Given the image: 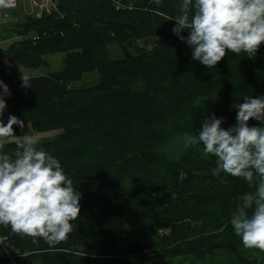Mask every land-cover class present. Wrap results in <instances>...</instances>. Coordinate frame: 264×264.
Segmentation results:
<instances>
[{
  "label": "trees",
  "instance_id": "obj_1",
  "mask_svg": "<svg viewBox=\"0 0 264 264\" xmlns=\"http://www.w3.org/2000/svg\"><path fill=\"white\" fill-rule=\"evenodd\" d=\"M53 1L41 12L31 7L35 14L20 15L21 5L11 10L20 19L8 28L15 38L0 47V79L11 89L4 120L12 114L36 131L60 130L37 147L60 160L81 193V210L73 232L55 245L0 225L15 262L0 256V264H165L218 250L234 254V264H264L241 253L230 225L254 186L212 175L216 158L183 143L207 114L224 117L227 128L236 102L264 95V44L253 57L229 52L208 68L191 60L172 32L175 21L166 19L179 14V0ZM146 37L154 38L152 49L137 46ZM109 43L124 57L111 59ZM56 52L64 53L60 70L28 77L30 86L21 87L15 66L46 65L43 56ZM94 70L97 84H75ZM0 145L9 155L17 151L12 139Z\"/></svg>",
  "mask_w": 264,
  "mask_h": 264
},
{
  "label": "clouds",
  "instance_id": "obj_2",
  "mask_svg": "<svg viewBox=\"0 0 264 264\" xmlns=\"http://www.w3.org/2000/svg\"><path fill=\"white\" fill-rule=\"evenodd\" d=\"M13 6L14 0H0V8ZM166 19L175 21L172 32L191 49V60L208 68L229 52L253 57L264 44V0H179V14ZM29 86L22 75L21 87ZM10 95L0 79V139H13L17 146L13 156L0 145V225L55 245L73 232L81 193L60 160L37 147V139H14L13 125L22 121L12 114L4 120ZM232 107L234 124L225 128L224 117L207 114L198 132L185 133L183 143L185 148L202 145L203 156L216 158L212 175L242 177L254 186V192L240 197L230 225L245 248L264 251V95L245 96Z\"/></svg>",
  "mask_w": 264,
  "mask_h": 264
},
{
  "label": "rangeland",
  "instance_id": "obj_3",
  "mask_svg": "<svg viewBox=\"0 0 264 264\" xmlns=\"http://www.w3.org/2000/svg\"><path fill=\"white\" fill-rule=\"evenodd\" d=\"M18 5H21L23 7V10L19 7L16 9L20 15L22 13L35 14L33 9H37L38 11L40 8V10L44 11L52 7L50 1L42 2V7L39 6L35 7L31 5L29 0H21L19 1ZM4 10L6 9L4 8ZM15 18L17 21L20 19V16L18 15L16 16V14L14 15L12 14L11 16V11H10L9 16L5 17V19L3 18L0 19V30H2L4 23H5V27H7V29L1 33V37H2L0 38L1 48H5L8 44V41L11 39L10 38L11 31L8 28L12 27L13 23L15 22ZM154 43H155L154 38L146 37V38H138L136 40L137 46L145 49H152ZM128 50L133 54L135 53V49L133 47L128 48ZM107 51L111 59H120L123 58L125 55L123 48L120 47L117 43H109L107 45ZM43 57L47 61L46 65H40L35 68H26L21 65H16L15 72L19 74L21 77L22 75L31 77V76L42 75L48 72L60 70L62 66V58L64 57L63 52L47 54L44 55ZM98 81H99V73L97 70H94L92 72L84 73L81 79L76 81L75 84L77 86L90 87L97 84ZM19 127L21 134L15 137L14 139L23 140L26 138H35L38 140V144L42 143L43 141L54 138L60 132V130L36 131L32 128L31 124L28 122L22 123V126L20 125ZM241 253L250 258L260 257V256L264 257V251L256 248H245L243 246L241 247ZM234 263H236L235 255L225 250H218L212 256H207L206 258L201 260L194 259L190 255H184V256L170 257L167 258L165 261V264H234Z\"/></svg>",
  "mask_w": 264,
  "mask_h": 264
},
{
  "label": "built area",
  "instance_id": "obj_4",
  "mask_svg": "<svg viewBox=\"0 0 264 264\" xmlns=\"http://www.w3.org/2000/svg\"><path fill=\"white\" fill-rule=\"evenodd\" d=\"M19 1L21 0H14V6L11 8H6V10H4V8H0V19L1 18L5 19V17L9 16V12L18 6ZM29 1L31 5L35 7L36 6L42 7V2L45 1H50V3L54 5L53 0H29ZM39 11L41 12L42 10H40L39 8ZM0 256H7L13 263H15L13 260L14 259L13 255L8 251L6 238L1 235H0Z\"/></svg>",
  "mask_w": 264,
  "mask_h": 264
},
{
  "label": "crops",
  "instance_id": "obj_5",
  "mask_svg": "<svg viewBox=\"0 0 264 264\" xmlns=\"http://www.w3.org/2000/svg\"><path fill=\"white\" fill-rule=\"evenodd\" d=\"M3 27H5V23H4V26H3ZM10 38H11V39L15 38V34H14V33H11ZM8 39H9V38H8ZM8 39H7V40H8ZM11 39H10V40H11Z\"/></svg>",
  "mask_w": 264,
  "mask_h": 264
}]
</instances>
